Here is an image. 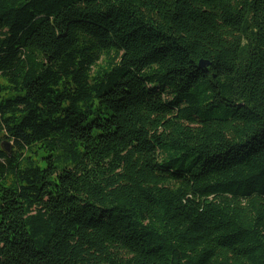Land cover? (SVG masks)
<instances>
[{
  "label": "trees",
  "instance_id": "16d2710c",
  "mask_svg": "<svg viewBox=\"0 0 264 264\" xmlns=\"http://www.w3.org/2000/svg\"><path fill=\"white\" fill-rule=\"evenodd\" d=\"M0 264H264V0H0Z\"/></svg>",
  "mask_w": 264,
  "mask_h": 264
},
{
  "label": "rangeland",
  "instance_id": "374dc122",
  "mask_svg": "<svg viewBox=\"0 0 264 264\" xmlns=\"http://www.w3.org/2000/svg\"><path fill=\"white\" fill-rule=\"evenodd\" d=\"M2 148L5 149L6 152L10 153L13 150L12 147V143L8 144L7 140H5L2 144H1Z\"/></svg>",
  "mask_w": 264,
  "mask_h": 264
}]
</instances>
